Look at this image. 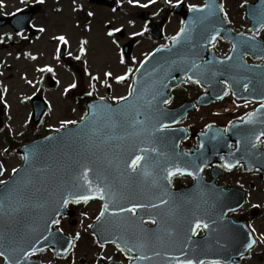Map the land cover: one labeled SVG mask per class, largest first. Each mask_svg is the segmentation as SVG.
I'll return each instance as SVG.
<instances>
[{
	"label": "water",
	"instance_id": "water-1",
	"mask_svg": "<svg viewBox=\"0 0 264 264\" xmlns=\"http://www.w3.org/2000/svg\"><path fill=\"white\" fill-rule=\"evenodd\" d=\"M92 1L112 5L113 0ZM211 3L215 4V14L208 15L207 19L203 20V22H201L200 18L207 15V9L191 15H189V12L183 13L180 11V14L183 17L184 27L188 28L189 31L184 34V38L181 39L179 43H173L172 41L168 48L160 49V51L151 54L147 60L144 61L143 67L140 68V71L137 72L134 78V84L136 85V93L139 98L129 97V101L135 105L134 109L136 111L138 110L140 113L137 119L145 120V117H148L146 122L138 126V128H154L158 127V123L172 124L174 123L173 121L176 122L181 114L188 109V107L183 106L178 110L169 111L163 108L162 103L163 99H168L169 88L172 85L182 82L185 75L187 76V81L200 80L203 86L208 87L210 91L212 90L213 94L219 92L222 93L224 91V88L221 89V87H215L212 81L209 80L215 72L216 75L218 74L219 76L223 74L229 76L228 80L230 82H233L234 79L235 82L238 81L241 86L247 85L250 91L262 84L261 79L264 78V67L246 64L238 66L231 64L227 65L226 62L219 61L215 59L214 56H209L208 53H212L211 51L208 53L205 51L207 44L214 41L212 37L216 32H219L224 39L231 41L236 45L238 49H234L235 53H238V50L240 52L248 51L254 57L260 56V49L256 45H253L246 39L242 41L241 38L231 33L225 26L220 16V9L217 0H205V4ZM30 15L31 12L27 14L26 18H29ZM194 20L196 21L195 23H193ZM0 24H3L2 19H0ZM158 30L159 26H157L153 32L156 36L158 35ZM242 45L243 47H241ZM129 47L130 44L126 46V54L129 52ZM194 64L197 65V67H193ZM230 74L232 75L230 76ZM189 77H192V79L189 80ZM137 81H139L138 84L136 83ZM157 93H159V95H157ZM154 96L156 97L155 99H153ZM217 97L211 94H204L201 101L198 102L207 104ZM123 104H125V102ZM260 108L251 113L248 118L246 117L239 125H237L239 126L237 133L233 134V138L237 142V148L233 150L232 154V157H234L235 160L231 159L232 161L230 163L235 165L236 161L239 160L245 164L246 168H250L251 165L249 166L245 159L248 157L244 154V150H249L248 152L250 154H255L258 162L260 159L264 164V150H256L258 141L256 137L259 136L261 132H264V115L263 110ZM161 109L163 110L162 113L160 112ZM42 110V107H39V105L38 107H34V115L39 117ZM88 114L89 119L86 122L87 126L84 124H80V126L85 129V137L89 139L86 140V143H90L89 147L86 146L82 149L78 148L79 155L77 158L72 157L71 155L63 156L59 153L69 152L65 149L60 150L54 148L53 145L56 143L53 142L60 140L64 135L51 136L47 140V145L41 147V163L39 168H55L58 169L59 173V169L64 168L65 165H71L72 161L75 163L81 161V164L88 162L90 164L89 166L93 169L104 167L103 161L107 160V157L104 156L103 146L100 145V142L102 141L100 138L98 139L100 132L98 134L97 132L94 133L91 131V128H97L98 130L103 128L100 123L104 122L97 120L103 116L98 115L93 118L92 110H89ZM250 118L251 122H249ZM154 135H156L154 144H161L163 142L166 146V152L174 156L177 162H181L182 158L180 154L182 153L177 151V143L179 141V138L177 137L178 132L162 131L155 132ZM82 136L84 135L82 134ZM107 138L111 141L106 144L112 145L113 147L111 158V163L113 165L112 167H107H111V172L115 174H109L106 176L114 177L127 167L125 164L128 157L126 152L117 146L123 142L122 139L118 141V136L111 133ZM260 138H264V136ZM238 145L240 146L238 147ZM108 150L110 151L111 149ZM215 160L220 161V158L214 157V159L211 160L209 158L207 161L204 158L201 162V166L209 164ZM256 165L259 166L260 164L253 160L252 166ZM21 179L22 177L16 174L5 186L0 188V252L5 253L4 257L8 264L10 260L15 261L17 259L22 263V258H24L23 252L27 251V248L32 243L42 242L41 244H45V242H50L51 239H57L55 236L42 238V226L44 225L42 211L43 209H46V205H40L43 203L41 200L40 204H38L39 198L37 195L40 191L35 187L34 180H32L31 184L23 187L20 184ZM201 183L202 182H198L189 189L190 192L188 194L192 195L188 196L187 194L184 199L186 202L185 204L180 199L173 202V207L179 206L178 211H168L166 209L161 210L156 215L157 225L155 228L153 227L148 231L150 235L153 234V244L158 248L169 247L170 249H174L180 239V244L182 245L180 252L183 251L187 253L188 258L205 260H212L214 258L223 259L224 256L221 257L220 254L217 255L213 250L216 241L215 225L217 222L216 219L213 218V211L216 206H221L219 201H221L223 205L225 203L222 201L221 197H218L217 204H213L212 188L206 187L205 184L203 185ZM231 191L232 192L229 196H223L229 198L231 202H235L227 209L232 208V206L235 208L242 202V193L239 192L238 194H235L237 191L234 189ZM41 192L42 195L46 192L52 193L51 206L48 211L52 212L54 216H49L47 218V221L50 222L55 215L60 212L62 208V199H64L67 192L66 190L63 191L60 187L57 189L44 188L41 189ZM201 192H203L202 194L207 193V198L197 195ZM199 208H201L202 211L200 210L199 212ZM197 219L203 220L209 225L208 228H204L205 234L200 238L194 237V233L191 231ZM165 232H170L169 238H163L160 236ZM227 239L234 247V252L232 253L233 257L238 256L239 252H237V250L238 248L241 249L238 240L239 237L233 236ZM31 249H28V251ZM179 254L171 253L170 260L173 257L174 259H183L184 257ZM25 262L28 264L27 259L26 261H23V264H25Z\"/></svg>",
	"mask_w": 264,
	"mask_h": 264
},
{
	"label": "rangeland",
	"instance_id": "rangeland-1",
	"mask_svg": "<svg viewBox=\"0 0 264 264\" xmlns=\"http://www.w3.org/2000/svg\"><path fill=\"white\" fill-rule=\"evenodd\" d=\"M118 3L113 9L97 7L89 2V0H45L43 5H38L39 9L36 13L34 23L40 27H44L45 31L41 32L38 40H35L31 45H27L23 48L18 47V44L9 45L7 42V27L0 28V61L5 60L3 67L0 71L5 76H11L8 80V88L10 101L13 100V94L17 101V106L12 105L11 110L16 111V108L21 111L19 122L25 117L28 110V105H20L18 103L17 93L25 92L28 94L32 88L26 86L23 88V78H20V73L24 72L28 80L29 75L33 74L39 78V75L43 78L44 73L48 71V67L52 69V73L58 79L59 85L53 90L45 91L47 98L50 102V109L48 115L45 117L42 125V131L47 128L58 126L61 121L71 120L77 118L80 114L75 109H71L74 105V99H69L65 92L68 84L79 77L80 73H84L83 64L81 58L84 56L93 63V68L96 73L103 76V72L111 71L114 76L124 74L127 71L128 65L136 68L142 59L155 49L159 45H165L169 37L178 31L180 26V20L178 16L171 14L167 17L163 34L161 39L155 40L149 38L146 35L133 36L132 33H141V29L145 27L144 21L138 16L139 6L128 4L127 0H116ZM203 0H183L185 5L198 4L201 5ZM250 1V0H247ZM141 3H147V0H141ZM224 11L227 12V18L234 29L240 31H248V25L243 16V5L245 0H221ZM175 4V0H173ZM27 5H34L31 0H3L0 3V16H8L15 12L17 9H22ZM83 5V7H79ZM172 5V4H171ZM167 0H155L154 4L149 5L148 11L152 16L160 17L161 14L165 15L169 7ZM93 12L92 21L90 24L91 31H84L80 26H76L75 21L78 20L81 23L86 24L87 13ZM163 17V16H162ZM135 21V23H131ZM110 28H121L122 36L119 32L114 33L112 36L108 35ZM63 35L67 39V44L60 42L57 37ZM135 37L136 46L133 48L132 54L125 59V63L121 65L118 56L121 55V45L126 42L129 37ZM264 37V33L259 35ZM83 41L87 43L83 46L87 51L83 54L80 52V48ZM28 49L34 54L35 60L32 58H23L22 55L16 60L13 57L7 58V54H21L22 50ZM64 48V55L57 57V49ZM221 53H224L227 49L225 44L218 46ZM68 53H71L69 55ZM79 56L80 59H76ZM17 57V56H16ZM132 57H136L135 60ZM13 68L16 70L14 71ZM36 68V70L34 69ZM92 68V67H91ZM106 69V70H104ZM104 70V71H103ZM29 75V76H28ZM82 75V74H81ZM111 77H104L103 81H111ZM85 80V78H84ZM35 81V79H34ZM107 91V89H105ZM126 93L124 87H115L110 98L113 96H122ZM239 113L233 114L237 116ZM193 116L196 128H200L203 124L209 121H218L224 123L228 120L226 117L215 116L209 107H204L196 112ZM231 118V117H230ZM229 118V119H230ZM16 124L13 121L11 127ZM43 133V132H42ZM189 140L188 143H191ZM3 143H0V156L3 157ZM19 161L14 157L9 158L6 161V172L0 180L6 178L10 174V168L15 167ZM177 184H188L189 179H181L176 181ZM220 183H233L235 185L243 186L244 188H261L264 185L263 179L256 175H245L241 171H235L229 175L224 176ZM93 207V206H92ZM97 206L95 207V210ZM94 210V211H95ZM88 213L87 210H83ZM94 213V212H93ZM264 216V215H263ZM87 217L82 216L79 224L73 228L74 233H80V237L77 240V246L72 251L69 258L66 260L69 264H94V259L98 256L108 257L111 254H115L116 251L113 247L101 248L98 247L94 238L86 233V227L88 223ZM65 231H70V228L63 222L62 224ZM43 262L54 261V257L50 254H45L40 259ZM0 264H2V258H0Z\"/></svg>",
	"mask_w": 264,
	"mask_h": 264
},
{
	"label": "snow or ice",
	"instance_id": "snow-or-ice-1",
	"mask_svg": "<svg viewBox=\"0 0 264 264\" xmlns=\"http://www.w3.org/2000/svg\"><path fill=\"white\" fill-rule=\"evenodd\" d=\"M3 0H0V3H2ZM31 2L35 5H43L45 3V0H31ZM121 2H123V0H121ZM128 4L130 5H134V6H139L142 8H147L149 5L154 4L155 0H147V3H141V0H127ZM168 4H173V0H167ZM183 0H175V5L176 6H180L182 5ZM245 3H247V0H245ZM79 7H83V5H80ZM220 8L223 9V5H220ZM188 9L190 11H192L193 13H197V12H201L204 9H207V15L202 16L201 22H203V20L207 19L208 15H214L215 14V4L211 3V4H204V5H198V4H189L188 5ZM22 11L21 9H17V12ZM113 11H115V9H113ZM89 16L94 15L93 12H89L88 13ZM225 18H227V12L224 13ZM253 19L256 20L257 23H259L260 28L264 29V8H262L259 11V14H257L256 12H253L252 14ZM196 21L194 20L193 23H195ZM131 23H135V21H131ZM183 23V21H182ZM33 28H36L37 25L33 24L32 25ZM41 32L45 31L44 27H40L39 29ZM121 28H110L108 31V35L112 36L114 33L120 32ZM144 31H147V27H145ZM189 29L186 27H181L180 31L177 32V34L175 36H172L170 39L173 41V43H179L181 39L184 38V34L186 32H188ZM141 33H136L133 32L132 35L136 36V35H140ZM220 33L216 32V34L212 37V39L214 40L216 38V36H219ZM255 35H259V32H257ZM56 39H58L60 42L67 44V39L65 36L60 35L59 37H57ZM255 40V36L253 37V41ZM87 43V41H83L81 48H80V52L83 54L87 51V49L83 46V44ZM168 45H161L160 48L156 49V51H160V49L163 48H167ZM235 47V46H234ZM59 52L60 50L57 49V57H59ZM69 55H71V53H68ZM29 55H31L29 53ZM151 55V54H149ZM34 58V57H33ZM147 56L145 57V60H147ZM76 59H80L79 56L76 57ZM133 60L136 59V57H132ZM228 59H231V57H228ZM125 57H124V53L123 50H121V55H120V63H125ZM143 61H141V67H143ZM193 67H197V65H193ZM48 71H52V69L50 67H48ZM133 71L139 72L140 69L136 68L134 69L133 67H128L127 71L122 74V75H115L111 72H105L104 75L106 77H111L114 78L116 82L118 83H123L125 82L128 77L133 73ZM93 80H99L101 79L99 75L92 77ZM192 77H189V80H191ZM197 84L200 83V80H196L195 81ZM104 83L111 88V84L108 83L107 80L104 81ZM137 84L139 83V81L136 82ZM225 83H227V81H225ZM76 84L72 83L68 85V88L65 89V92L68 91V89H72L75 88ZM245 88H247V85H244ZM92 88L95 89V85H92ZM227 93H225L226 95ZM88 95H92L91 92L88 93ZM157 95H159V93H157ZM129 97H136L137 99L139 98L136 94V85H130L129 89H128V93L125 96H113L112 99L117 101L118 103L120 101H124L125 104L119 108L108 105L106 103L97 105V104H93L90 106L91 110H92V116L93 118H95L96 116H106L107 120L109 123L112 124L113 127L117 126L118 124H122L124 122V120L126 119V117L128 116V111L129 109L135 108V105L129 101ZM156 97L154 96L153 99H155ZM104 97H100L101 101H104ZM262 99H264V97H262ZM163 104H170L171 103V99H163L162 100ZM245 103H247V101H245ZM261 109H264V104L260 105ZM160 112L162 113L163 110L161 109ZM140 115L139 111L137 110V117ZM89 119V114L85 113L84 118H82V120L79 122L81 124H84L85 126H87L86 122ZM148 119V117H145V120H139V119H135L133 121L130 122V126H135L137 124H144L146 122V120ZM175 122V121H173ZM249 122H251V118L249 120ZM77 121H73V120H64L61 121L60 123V128L62 129H67L68 125H74L77 124ZM169 127L168 123H158V127H154L152 130V133L154 134L155 132H159L163 129H166ZM206 127L211 128V125H207ZM57 131H59V129H57ZM225 131H227V129H225ZM264 136V132H261L259 136L256 137L257 140L260 139V137ZM49 139L48 137H45V140ZM201 146L203 147V142L201 143ZM142 152L144 151H151V152H156L157 149L156 148H151V149H141ZM41 154V147L39 145H34L32 148L26 150L23 159L25 161V164L27 165L28 168L33 169V171L37 172V173H42L43 169L39 168V167H35V164L37 163V157ZM145 160V156L144 155H135V157L133 159H131V164H130V170L132 173H136L138 171V169H142L143 174L145 176H148L151 174L149 166L147 164H142L141 162ZM82 171L79 172L77 174V179L82 181V183H80L79 185L77 184H73L72 188L75 189V191L69 190L67 195L69 197L72 198V200L70 201L69 199H62V205H68L70 202H74L76 204H80L81 202L83 203H88L89 200L91 199H95V198H99L103 201H105V203L103 204V207L101 208L99 215L96 216V220L100 221L102 220V218L105 217L106 213L108 212H112V213H125V212H131V213H136L137 209H141V208H145V207H151V208H155L157 205L154 204H141V203H131L129 205L128 208H124V207H119V206H114L110 208V198L111 200L115 199V193L112 192L111 190V186L107 183L104 182L103 178L100 176L99 173H97V177H96V181L94 182L93 180L89 179V173H91L93 171V169L89 166L88 163H82L81 165ZM236 166H240V161L237 160L235 165L232 163H228L227 161H225V163L223 165H221V167H226L228 170H232L234 167ZM24 169H17V168H13L12 172L13 174H19L20 171H23ZM199 170L202 172L203 171V167L200 166ZM4 171V167L3 164L0 163V175L3 174ZM189 170L187 167L185 168H181V167H172L170 169L167 170V176L165 177V179L168 180L169 183H171V177H173L174 175H183L185 173H187ZM191 175H193V177H197L199 179H202V177H198V173L193 172L191 173ZM7 181H3L0 180V184H6ZM32 183V177L31 174H27L26 177L22 178L20 181V184L22 186L24 185H28ZM81 192H86L88 194H80ZM165 195H168L167 190H165ZM159 203L162 205H166L168 203L167 200L160 198L159 199ZM242 207V205L240 206ZM253 207L255 208H259L260 205H253ZM229 212L231 211H235V209H228ZM58 214V213H57ZM85 215H87V213H85ZM151 219V218H150ZM52 223L54 224H58L59 220H53ZM141 223H143V221H141ZM152 223L155 224L156 220H152ZM201 227L203 228H208L209 225L208 223H205L203 220L197 219L195 221L194 227L191 229V231L195 234L197 229H200ZM252 232H255V229H252ZM93 236H97V233H93ZM251 235V233H250ZM264 235V234H262ZM80 237V233H76V236L74 239H79ZM191 239V238H189ZM101 248H104L108 241L105 239L104 242H101V239H97L95 241ZM113 243L116 244L117 249L124 253L125 256L128 255V245L131 243V240H124L123 242V246H121V243L117 242V241H112ZM258 243L257 240L255 239H251L246 245L245 247L251 251L253 249V246L256 245ZM259 243H264V240L259 241ZM71 247H75V244L72 243ZM136 245L133 244V248H135ZM141 247H143V245H141ZM35 251V249H31L29 251H24L23 255L24 257H28L30 255H32V253ZM65 252H67V249L64 250ZM5 253L4 252H0V256H4ZM152 255L155 256H159L160 253L159 252H152ZM165 255H168V253H165ZM180 256L184 257L183 259L180 258H176L174 261H169V264H230V261H222L221 259H212L210 261H206L205 259H195V258H188L187 253L181 251ZM239 255L241 257L244 256V253L241 252L239 253ZM101 258L103 259V256H101ZM107 259L109 261L113 260L112 256H108ZM131 259H136V257H132ZM131 259L129 261V264H131ZM139 259H148L147 256H141L139 257ZM9 264H21V261L19 259L15 260V261H11L9 262ZM97 264H99V261L97 262Z\"/></svg>",
	"mask_w": 264,
	"mask_h": 264
},
{
	"label": "flooded vegetation",
	"instance_id": "flooded-vegetation-1",
	"mask_svg": "<svg viewBox=\"0 0 264 264\" xmlns=\"http://www.w3.org/2000/svg\"><path fill=\"white\" fill-rule=\"evenodd\" d=\"M154 24V20H150L147 23V28L151 27ZM32 23H28L27 26H23L21 30H17L15 26L12 25H6L8 29H10L12 32H17V34L22 38L19 43L21 45H25L26 42H31L34 37L36 36V30L37 28L32 27ZM1 80V79H0ZM0 82V117L2 119L3 123V117H4V111L6 106L12 107V105L17 106L16 99H13L10 101L9 93H4L3 91V85L5 80H1ZM185 86H182L179 88L181 91ZM190 90L188 93H180L179 99L180 103L185 100H192L200 91L201 88H199L195 84H190ZM71 91L70 96L72 98L75 97V94H73ZM189 98V99H187ZM79 102L80 98L75 97V100ZM82 107V106H81ZM226 125V124H225ZM192 137H195V135H192ZM205 174H209V170L205 171ZM225 173L222 171V175ZM256 175H258L261 179H263L264 173L260 171L255 172ZM225 187L234 186L232 184H223ZM240 188V187H238ZM242 189V188H241ZM244 190V189H243ZM260 205L259 208L253 207V205ZM264 185L261 186V188H246L245 189V202L242 205V207L237 208L235 211L229 212L228 216H231L233 220L236 222L243 223L251 233L253 239L257 240L258 243L253 246V249L251 251H247L246 256L241 257L236 263L232 264H264V243H259V241L264 240ZM145 223L152 224L151 221L146 220ZM255 229V232H252V229ZM117 252L119 254V257L113 258L115 260H120L124 262L125 264H128L131 256H125L124 253L120 252L117 249Z\"/></svg>",
	"mask_w": 264,
	"mask_h": 264
}]
</instances>
